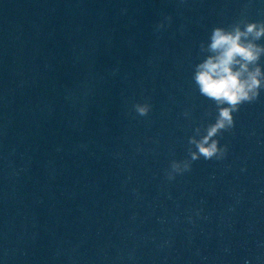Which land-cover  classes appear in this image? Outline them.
I'll return each instance as SVG.
<instances>
[{
  "label": "water",
  "instance_id": "95a60500",
  "mask_svg": "<svg viewBox=\"0 0 264 264\" xmlns=\"http://www.w3.org/2000/svg\"><path fill=\"white\" fill-rule=\"evenodd\" d=\"M253 22L264 0H0V264H264V34L225 154L196 146L231 109L196 80L212 32Z\"/></svg>",
  "mask_w": 264,
  "mask_h": 264
},
{
  "label": "clouds",
  "instance_id": "9594fccd",
  "mask_svg": "<svg viewBox=\"0 0 264 264\" xmlns=\"http://www.w3.org/2000/svg\"><path fill=\"white\" fill-rule=\"evenodd\" d=\"M249 33L259 38L264 34V25L257 27V23H249L243 31L239 27H235L231 32L222 28H215L211 36L212 50H219L215 57H209L206 61L198 66L196 80L200 86V91L214 99L217 102H226L231 106L222 108L215 124L208 128L207 135L196 146L199 154L206 160L216 158L220 159L226 149L218 148L217 142L213 140L208 143L209 137L214 136L219 129L231 128L233 125L232 111L237 110V105L242 101H248L255 97L249 96V92L259 86L257 76L259 68L255 72H249L247 78L241 79V70H247V63H240L236 58L240 57L242 61L252 62L257 59L258 52L261 50L259 46L252 44L250 41L242 42L241 37L247 36ZM240 63V69L233 70L232 65ZM138 113L143 116L148 113V105H137ZM192 159H198L197 153H192ZM172 168L181 171L178 163L173 162ZM184 170H190L189 165H184ZM171 179L172 177L169 176Z\"/></svg>",
  "mask_w": 264,
  "mask_h": 264
}]
</instances>
